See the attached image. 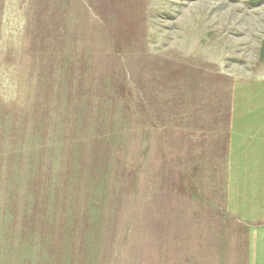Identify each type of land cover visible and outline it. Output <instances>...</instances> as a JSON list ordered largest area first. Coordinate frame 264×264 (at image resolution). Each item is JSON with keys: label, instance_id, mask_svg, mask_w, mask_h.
I'll return each mask as SVG.
<instances>
[{"label": "rangeland", "instance_id": "rangeland-1", "mask_svg": "<svg viewBox=\"0 0 264 264\" xmlns=\"http://www.w3.org/2000/svg\"><path fill=\"white\" fill-rule=\"evenodd\" d=\"M263 141L264 0H0V264H264Z\"/></svg>", "mask_w": 264, "mask_h": 264}, {"label": "crops", "instance_id": "crops-1", "mask_svg": "<svg viewBox=\"0 0 264 264\" xmlns=\"http://www.w3.org/2000/svg\"><path fill=\"white\" fill-rule=\"evenodd\" d=\"M257 146L255 153L230 159L229 191L230 201L243 203L258 223H264V141ZM257 233L264 238V228ZM260 247L264 248V243Z\"/></svg>", "mask_w": 264, "mask_h": 264}]
</instances>
